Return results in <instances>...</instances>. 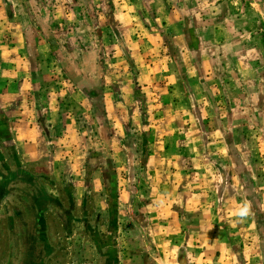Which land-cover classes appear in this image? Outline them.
<instances>
[{
	"label": "crops",
	"instance_id": "0c3cea01",
	"mask_svg": "<svg viewBox=\"0 0 264 264\" xmlns=\"http://www.w3.org/2000/svg\"><path fill=\"white\" fill-rule=\"evenodd\" d=\"M130 7L0 0V211L14 195L38 229L59 181L66 220L79 224L86 196L112 250L81 256L65 235L56 264H264V124L220 98L187 30ZM45 245L18 239L16 258L42 260Z\"/></svg>",
	"mask_w": 264,
	"mask_h": 264
},
{
	"label": "rangeland",
	"instance_id": "374dc122",
	"mask_svg": "<svg viewBox=\"0 0 264 264\" xmlns=\"http://www.w3.org/2000/svg\"><path fill=\"white\" fill-rule=\"evenodd\" d=\"M125 1L130 2V8L133 11L137 8L145 11H148L150 7L159 8L164 18H167L163 19V22L177 23L180 29L187 30L190 34L189 39L193 41L192 45L204 51L205 59L202 61H206L208 75L216 92L220 90V98L225 97V100H230L233 99L234 94L241 96L240 100L236 101L235 107L239 105L242 110L256 111L260 124H264V0ZM136 3L138 4L135 5ZM228 106L229 102L226 107ZM262 136L264 134L258 133V138L261 137L258 140L260 148L263 145L261 143H264ZM29 179L30 176L26 178V181ZM53 183H48L50 194L56 195L60 202L57 203L53 198H49L46 205L51 204L52 211H43L45 214L41 216L38 229L34 227L33 222L28 221L27 217L18 214L17 216L13 214L12 226H9L3 209L0 211L2 212L0 213V261L6 258L8 244L12 240L16 242L22 237L26 238L35 233L41 236L47 233L52 238L63 234L60 222L65 220V210L72 208V205L68 204L69 193L72 203L74 199L69 187H64L65 183L57 181V186ZM28 184V188H32V183ZM26 189L22 187V190ZM18 192L23 194L21 190ZM8 200L11 201L8 204L9 210L16 208L19 204L14 195ZM101 201L104 202L102 191L99 198H94L95 204ZM26 206L24 203L18 207V212L26 211ZM98 208L102 212L101 205ZM44 226L47 227L48 232ZM75 234L82 244L79 254L82 252L81 256H90V237L79 230L75 231ZM128 237L133 243H137V246L134 245L136 249L139 248L138 241L131 236ZM122 239L120 238L119 244L124 247L121 243L124 240ZM134 246H130L131 249ZM128 247L125 249L128 250Z\"/></svg>",
	"mask_w": 264,
	"mask_h": 264
},
{
	"label": "flooded vegetation",
	"instance_id": "af4514ba",
	"mask_svg": "<svg viewBox=\"0 0 264 264\" xmlns=\"http://www.w3.org/2000/svg\"><path fill=\"white\" fill-rule=\"evenodd\" d=\"M1 195V194H0ZM69 195L71 196V194L69 193ZM70 196H69V200H68V204H71L72 207H73V203H72V200L70 199ZM49 198H53L57 203H59L60 201H58V197L56 195H51L49 193ZM49 198H47V200H49ZM89 203H87V200H86V196L84 197L83 201L81 202V207L83 209V216L82 217H79L80 219V222L77 226L75 225H72L69 220H65L63 222H60L61 223V226L63 227V234L59 235L57 238H54V241H52V239L50 238V236L47 235V233H45V240H46V245H45V252H46V255H44L42 257V260L41 258H38V261H32L30 262V260L26 259V255H27V248H23V258H16V255H15V251H16V242L15 241H11L9 242L8 244V249H7V256L4 260L0 261V264H56V257L57 256H54L55 254L57 253H60L61 252V245H60V242H62V239L63 237H65V235L68 237V236H72L73 234H75V231H80V232H83L85 234V236L87 237H90L89 241H90V248H91V251L93 253V257L96 258L99 254H97V250H96V246H97V243H99V245H101L99 248H102V246L104 245H107L108 246V240L110 238V235L108 234L109 232V229H105L102 233H100L99 230H97V227L95 226V222H94V219H92V217L88 215L87 213V210L89 208L88 206ZM18 208V207H16ZM16 208L13 207V211H5L4 208L2 207L1 210L3 209L6 217H7V223L9 224V226H12L11 222H13V214L17 216V212ZM70 209H72L70 207ZM69 208H67L65 210V212L67 213V210L70 211ZM48 210L52 211V206L51 204L48 205ZM86 210V211H85ZM90 212V211H89ZM2 213V212H0ZM65 213V214H66ZM43 214V212H38L37 213V216H36V219L35 220H39L41 221V215ZM45 214V213H44ZM22 215L27 217L28 216V213L27 211H23L22 212ZM107 215H111V213L107 212ZM110 218L108 217L107 220H109ZM47 228V227H46ZM108 234V235H107ZM35 236H39V234L35 233L34 234ZM103 235V236H102ZM32 236V235H31ZM41 236V235H40ZM102 236V237H101ZM22 237V236H21ZM29 237V236H28ZM25 237H22V240L24 239ZM50 239V240H49ZM21 240V239H19ZM111 250H112V247L111 246H104L103 249L101 250V253L103 255L107 254V255H110L111 254ZM44 251V250H43ZM74 263V262H73ZM77 263V262H76Z\"/></svg>",
	"mask_w": 264,
	"mask_h": 264
},
{
	"label": "clouds",
	"instance_id": "9594fccd",
	"mask_svg": "<svg viewBox=\"0 0 264 264\" xmlns=\"http://www.w3.org/2000/svg\"><path fill=\"white\" fill-rule=\"evenodd\" d=\"M248 211H249L248 206L244 205L241 208H239L238 211L234 214L239 216V217H245V216H247Z\"/></svg>",
	"mask_w": 264,
	"mask_h": 264
}]
</instances>
